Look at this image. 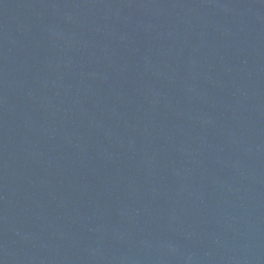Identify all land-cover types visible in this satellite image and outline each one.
Segmentation results:
<instances>
[{"label": "water", "instance_id": "water-1", "mask_svg": "<svg viewBox=\"0 0 264 264\" xmlns=\"http://www.w3.org/2000/svg\"><path fill=\"white\" fill-rule=\"evenodd\" d=\"M0 264H264V0H0Z\"/></svg>", "mask_w": 264, "mask_h": 264}]
</instances>
